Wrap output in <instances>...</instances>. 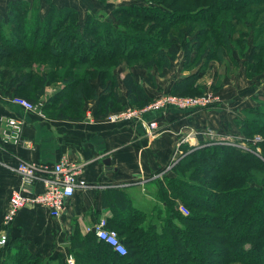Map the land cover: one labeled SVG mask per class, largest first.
<instances>
[{"label":"trees","instance_id":"16d2710c","mask_svg":"<svg viewBox=\"0 0 264 264\" xmlns=\"http://www.w3.org/2000/svg\"><path fill=\"white\" fill-rule=\"evenodd\" d=\"M205 1L212 2L214 8L211 11L194 12L193 14L182 13V8L181 11L173 13L172 9H167L165 6L166 9L154 5L141 8L136 6L139 10L152 13L150 19L156 22L170 26L183 24L182 28L179 26L176 29L175 27V34L167 40L165 51H158L159 46L164 45L160 38H155L151 34L149 36L136 35L132 37L133 39H129L127 32L120 31L111 20L103 22L90 19L83 29L75 27L69 32H64L63 27L68 21L67 17L71 15L70 12H73L72 8L65 7L55 10L57 13L67 11L68 14L64 19L61 17L60 20L57 19V23L52 20L50 11L45 16L38 15L22 21L14 20L16 27L8 30V36L4 34L1 27L0 62L9 58L10 53H6L5 47L15 48V44L23 45L24 43L25 45L17 53L23 51L34 55L39 53L43 54L44 58L50 54V57L58 61L67 58V61L72 62L69 67L73 68L84 64L95 65L102 61L109 64L117 55L127 63L142 61L155 55L157 57L155 60L151 58L139 67L150 70L158 62L157 60H160L164 63L162 67L166 70L171 68V64L177 60L180 51L187 63L190 61L193 64L198 59L196 63L216 60L219 64H223L229 50L227 40L234 39V33L226 29L227 23L233 20L225 22V19H219L220 14L230 12L246 16L245 8L251 4H263L264 0ZM194 2L200 3L198 0ZM14 4L19 5L18 2H13L11 6ZM57 13L55 12V15H58ZM141 14L137 11L129 13L134 17L141 16ZM174 14H177L176 19L173 17ZM231 19L234 18L231 17ZM2 20L3 17L0 15V22ZM193 21H201L217 29L219 48L215 53L212 47L216 46V38L210 39L206 50L202 49L200 37L203 36L204 31L199 30L198 33L192 31ZM258 28L262 31L264 29L261 25ZM17 30V35H15L14 32ZM186 38L189 40L186 41ZM95 39L99 40L96 44L92 41ZM75 42L81 45L74 46ZM260 47L264 50V45ZM200 48L203 50L201 53L198 52ZM254 51L255 49H251L247 64L253 60V54L257 53ZM233 61L238 60L233 58L231 62ZM29 62L27 58L21 66L14 68L12 74L8 66L1 68L3 72H0V78H4V84L7 87L9 85V88H13L10 92L11 97H21L37 104L39 95L44 93V88L51 82L44 74L33 75V71L24 73ZM90 70L83 72L82 75L79 73L65 77L62 82L60 81L65 86L63 85L61 90V97L52 103L56 106L52 117L66 118L65 114L69 112L70 117L78 118L80 112L83 113L84 99L96 94L90 86L91 81L87 82L85 78L86 75L92 73ZM262 70L264 72V59ZM90 79H93V76ZM188 84L189 81L185 80L181 83L175 82L165 94L176 91L184 92ZM122 85L133 104H139L141 93L146 94L140 84L136 83L132 74H125ZM110 88L106 90L103 88L101 92L102 97L95 114L96 118H104L109 113L120 110L119 101L121 99L118 98V91L115 89L111 95ZM144 97L148 98L147 95ZM254 111L264 113L256 108L249 109V112ZM244 121L246 120L239 118L237 124ZM255 122L243 127L245 136L250 137L253 134L264 132V124L259 122L255 124ZM263 143H260L261 147H264ZM252 161L259 162L252 154L238 151L229 145L204 147L192 151V154L184 157L174 167L175 177L164 180L162 202L165 204L163 207L165 213L162 218H159L162 223L159 229L154 226L155 223H149V227H146L144 223L147 222L145 220L148 216L143 212L131 210L130 213L127 212L128 219L112 218L107 222V228L115 230L126 246L125 256L114 254L108 246L98 242L94 233L90 232L85 237L74 236L69 243L75 264H264V237H262L264 235V164L260 163L261 173L258 167L246 169L244 164L251 165ZM182 171L188 172L186 180H180L183 175ZM223 171H229V175L221 177ZM212 173L215 177L210 182L207 177ZM255 175H259L255 183L250 180L247 181L249 183H243V185L237 183L238 179H245L248 176L252 178ZM221 183L226 186H222ZM175 200L181 201L189 209L190 214L181 215L177 211ZM258 217L261 219L259 220ZM77 250L82 253H78ZM22 256L25 260L21 258ZM40 260L42 258L29 251L27 242L21 238L9 240L7 236L6 243L0 246V264H40Z\"/></svg>","mask_w":264,"mask_h":264},{"label":"crops","instance_id":"0c3cea01","mask_svg":"<svg viewBox=\"0 0 264 264\" xmlns=\"http://www.w3.org/2000/svg\"><path fill=\"white\" fill-rule=\"evenodd\" d=\"M181 77H185L183 73L175 76L172 84ZM0 79V233H6L9 240H25L27 249L41 258L50 255L52 243L61 236L68 242L60 244L68 248L74 236L85 237L90 233L89 227L101 218H106L107 222L112 218L128 219L127 212L131 210L146 216L151 211L156 215L162 213L164 180L175 177L169 169L171 162L183 150L197 148L202 138L190 134L204 131L216 125V121L232 122L230 116L222 119L223 115L216 114V118L211 112L205 115L206 111H176L167 107L147 112L139 121L109 123L106 117L111 113L104 118L95 117L103 90L94 81L90 86L96 94L84 99L83 113L80 112L78 118L70 117L69 112L66 118H56L52 117L56 108L52 103L61 97L64 87L59 81L44 88L36 101L39 112H31L12 103L10 92L13 88L4 84L3 77ZM146 88L147 99L154 97L153 90ZM125 95L124 88L122 95L118 92L121 101L126 99ZM11 117L24 122L18 143L2 141L3 132L7 130L6 120ZM153 120L158 125L154 134L144 127L145 122ZM187 135L190 136L186 141L179 144L178 141ZM61 155L82 167V176L87 182L85 189L75 192L65 202L56 219L44 206H28L17 212L12 223L5 225L3 218L9 197L20 184L17 163L28 161L51 166ZM41 190L42 186L35 189Z\"/></svg>","mask_w":264,"mask_h":264},{"label":"rangeland","instance_id":"374dc122","mask_svg":"<svg viewBox=\"0 0 264 264\" xmlns=\"http://www.w3.org/2000/svg\"><path fill=\"white\" fill-rule=\"evenodd\" d=\"M198 1H200V3L197 4V2H194V0H0V12L2 13L1 15H3V20L2 22H0V28L2 27L4 34L8 36V30L10 28L14 29L16 27L14 20L18 19L22 21L26 18H35L38 15L45 16L50 11L52 15L51 17H53L52 20H54V22H58L57 19L60 20V17L64 19L68 14L67 11L57 13V11L55 10L69 7L73 9V12H70L71 15L67 17L68 21L65 22V25L63 27L65 28L63 29L64 32H69L75 27L83 29V27L87 25V22L90 19H97L103 22H108L111 20L120 31L127 32V36L129 37V39H133L132 37H135L136 35L149 36L151 34V36L155 38H160L162 40V43L164 42V45L162 47L159 46L158 51H165L167 47V40L172 37V34H175V27L176 29L179 26L182 28L183 24L178 23L176 26H174L173 24L172 26L174 27H172L170 25H165V23L163 24L162 22H156V20L150 19L152 13L145 12L146 10H139L138 8L145 6L150 7V5H154L163 9L165 7L167 9H172L171 11H173V13L174 11H178L182 8L183 11H180L185 14H193L194 12L196 13L203 11L207 12V10L211 11L214 8L212 2L209 3L205 0ZM13 2H18L19 5L14 4L13 6H11ZM136 6L138 8H136ZM136 11L142 13L141 16L134 17L132 15H129V13L131 14L132 12ZM9 12H11L10 15ZM55 12L58 15H55ZM245 12L247 13L246 16L241 14H232L230 12L220 14L219 19H225V22L233 20L227 23L226 29L234 33V39L227 40V43H229V50L225 56L226 60L223 64H219L216 60H208V62L198 61L196 63L198 59H196L193 64H191L190 61L187 63V60L184 59L182 52L180 51V54L176 58L177 60L171 64V68H168L166 70H164V68L162 67L164 63H162V61L160 60H157L158 62L150 70L139 67L141 64L149 61V59L151 58L155 60L157 58L155 55H151L145 60H137L136 62L134 61L131 63H127L126 61L121 60V57L117 55L112 59L111 62H109V64H105L102 61L101 63H95V65L84 64L73 68L69 67L72 62L67 61V58L62 59V61H58L56 60V58L50 57V54L44 58L43 54L39 53L38 55H34L25 51L17 53V51L23 45H25L23 43V45L15 44V48H4L6 53L10 54L9 58L3 59V61L0 62V69L8 66L9 68H11L10 74H12L14 68L16 69L17 67L21 66V63H24L28 58V61L30 62L28 63L27 69L24 70V73L33 71V75L44 74L49 78L51 84L53 82L55 83L56 81L62 82V79L65 77L68 78L74 75H78L79 73H81L82 75L83 72L91 69L90 71L92 73L85 76L87 82L94 81V84L96 86L98 85L102 90L103 88H105L106 90L112 85V88H110L111 95L115 91V89L116 91L119 90V94L122 95L123 78L125 74H132L134 75L136 83L140 84V87L143 89V91L144 89H147L146 87H148L153 90L151 93L154 92L155 94L154 97L147 99L144 97L145 95H147V93H141V101L139 102V104H133L130 98L125 95L126 99H124L123 101H119L120 117L124 116L125 114L127 115L129 111L139 112L140 110L148 108L160 96L165 95V92H167L169 89L166 91L164 88H170L173 85L172 83L175 81V76L178 77L180 73H183L185 77H181L182 80H179L178 83L184 82V80L189 81V84L185 86L186 90L184 92L176 91L173 92L174 94H169L179 100H181V98L187 100H210L211 98H213L216 101L215 104L211 103L209 107H206L204 109H191V111H206L205 115L211 112L213 115H215L216 118H218V115H223L222 119H229L230 116V119H232L231 123L228 120H224L223 123H218V121H216V125H211L208 128L206 127L204 128V131L206 133L209 132L210 137L211 135L215 136V134H217L220 138V136L225 137V135L227 134V136H229L227 144L233 145L231 147H233L234 149H238V151L241 150L243 152L252 154L253 157L259 160L258 163L252 161L251 165L244 164L245 168L251 169L258 167L260 170L259 172L261 173L260 163L264 164V147H261L262 144L260 143L252 145L251 143L246 142V139L252 138L253 135H260L261 137H264V132L253 134L252 136L248 137L243 133V127H247L250 123L253 124L254 121H256L255 124H258L257 122H259L260 124H264V113H259L258 111L249 112V109L252 108L264 111V72L262 70L264 50H261L260 47L261 45H264V29L262 31L261 28H258L260 25L261 27H264V3L251 4L247 8H245ZM175 15L177 14H174L173 17L176 19ZM205 15L207 14L205 13ZM231 17L234 19H231ZM254 19H256V21H254ZM248 23L250 24L248 25ZM191 30L195 33H198L199 30L204 31L203 36L200 37L202 49H205L207 47L208 42L211 38H216V46L212 47L214 50L213 53L216 52V49L219 48V44H217L219 42V39L216 36L217 29L215 27L209 26L201 21H193ZM17 32L18 30L14 32L15 35H17ZM158 35H160V37ZM96 36H98L97 33ZM184 38L185 37H183V39ZM185 40L187 41L189 39L186 38ZM92 41L94 44H96V42H99V40L96 39ZM80 45L81 43L75 42L74 46ZM202 49L200 48L198 52L201 53V51H203ZM251 49H255L254 52L257 53L253 54V60L249 62V64H247V59L249 58L248 56L251 52ZM232 57L235 58L236 61H238L231 62L233 59ZM246 66L248 67L247 69ZM91 75L93 76V79H90L92 77ZM159 83H162V85L160 84V86L158 87L157 84ZM168 108L169 110L177 111V108H175V106H170ZM239 118H242L246 121L242 122L241 124H237V120ZM125 121L131 120H124L123 122ZM155 130L157 131V129ZM158 132H161V130H159ZM152 134L154 133L152 132ZM190 135L193 136L194 134ZM199 136L202 137L198 141V144H200V146L194 149L190 148L188 150H183L181 155H179L176 160L171 162L169 169L173 171L176 164H178L179 161H182L184 157L192 154V151L194 150L196 151L197 149L204 147L219 146L212 145V143L210 142H208V144L206 145L204 142L206 139V143L207 141H210L208 140L209 136L207 135L206 139L201 135ZM236 167L238 168V165ZM182 173L183 175L182 177H180V180H186L188 172L182 171ZM227 175H229V171H223L220 176L226 177ZM163 176H165V174H163ZM214 177L215 175L212 173L207 178L210 182H212ZM257 178H259V175H255V177L252 178L248 176L245 179H238L237 183L243 185V183H249L247 182L249 180L255 183V180ZM221 185L226 186L222 183ZM175 205L177 207V211L180 206H184V204L179 200H175ZM187 210L188 214H190L188 208ZM164 213V211L162 213H157V215H159L158 217L153 211L147 213L148 218H146L145 221L147 222L144 223V225L146 227H149L148 225L155 223L154 226L159 229L162 226L159 218H162ZM188 214H186V216ZM258 219L260 220L261 218L258 217ZM262 237H264V235H262ZM262 237H260V239ZM65 241L68 242L64 236H61L58 241H55L56 243H52L50 255L42 258V260H40V264H65L64 257L72 256L69 247L67 248L62 245L63 243H66ZM189 248H191V246H189ZM78 253H82V251H78ZM212 253L213 252H211V254ZM21 258L25 260L24 256H22ZM72 258L74 257L72 256ZM16 262L18 263V261Z\"/></svg>","mask_w":264,"mask_h":264},{"label":"built area","instance_id":"2783aa9c","mask_svg":"<svg viewBox=\"0 0 264 264\" xmlns=\"http://www.w3.org/2000/svg\"><path fill=\"white\" fill-rule=\"evenodd\" d=\"M11 101L13 104L18 105L31 112H39V106L31 103L27 99L21 97H12ZM215 104L216 101L211 98L210 100H179L169 93L160 96L157 100L154 101L148 108L140 110L139 112L133 111L128 112L127 115L120 117V112L111 113L106 117V121L109 123H119L124 120L139 121L142 119L143 115L147 112L153 110H162L167 109V107L175 106L177 110H191V109H204L209 107L210 104ZM5 127L7 130L3 132L2 141L5 143H18L21 141L22 127L24 122L15 117L8 118ZM144 127L150 132L154 133V130L158 128L157 122L154 120L151 122H145ZM196 135H201L203 137L209 136L208 142L212 145H229L227 144L229 136L227 134L225 137L215 134V136L210 137L209 132L199 131L194 133L193 137ZM183 137L179 144H183L187 137ZM246 142L251 143L252 145L256 143L264 142V137L260 135H253L252 138L246 139ZM200 144H198V147ZM196 148V147H194ZM16 168L17 175L19 178V187L12 191V194L9 197L8 201V210L3 218L4 224L9 225L12 223L13 218L17 212L28 206H40L48 209L49 215L52 218H57L64 204L68 199L75 194V192L85 189L87 182L82 176L83 170L82 167L73 162L66 155H61L51 166L46 164H36L31 162L19 161ZM42 186L41 192L35 191L36 187ZM178 212L183 216L188 214V210L184 206H180ZM90 232L94 233L96 240L98 242L104 243L108 246L114 254L119 256H125L127 254V248L123 244L122 240L118 236L117 232L107 228L106 218H101L97 223L89 227ZM7 241V235L4 232L0 233V246L4 245ZM65 264H75L74 258L72 256H67L65 258Z\"/></svg>","mask_w":264,"mask_h":264},{"label":"water","instance_id":"95a60500","mask_svg":"<svg viewBox=\"0 0 264 264\" xmlns=\"http://www.w3.org/2000/svg\"><path fill=\"white\" fill-rule=\"evenodd\" d=\"M66 246V245H65Z\"/></svg>","mask_w":264,"mask_h":264}]
</instances>
